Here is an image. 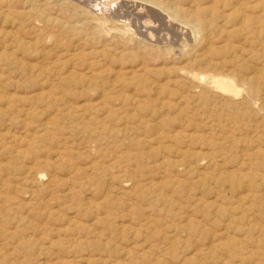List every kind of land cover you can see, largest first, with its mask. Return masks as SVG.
<instances>
[{
	"label": "rangeland",
	"instance_id": "374dc122",
	"mask_svg": "<svg viewBox=\"0 0 264 264\" xmlns=\"http://www.w3.org/2000/svg\"><path fill=\"white\" fill-rule=\"evenodd\" d=\"M135 1L0 0V264H264V0Z\"/></svg>",
	"mask_w": 264,
	"mask_h": 264
},
{
	"label": "bare ground",
	"instance_id": "6f19581e",
	"mask_svg": "<svg viewBox=\"0 0 264 264\" xmlns=\"http://www.w3.org/2000/svg\"><path fill=\"white\" fill-rule=\"evenodd\" d=\"M133 1H135V0H133ZM166 1V0H165ZM164 1V4L165 3H167V1L165 2ZM65 2V1H64ZM235 2H237V1H235ZM259 2V1H258ZM30 3V2H29ZM135 3H136V1H135ZM145 3V2H144ZM213 3V2H212ZM238 3H240V2H238ZM260 3V2H259ZM147 4V3H146ZM150 4V3H149ZM149 4H148V7H149ZM152 4V3H151ZM37 5V4H36ZM154 5L156 6V7H159L163 12H166L167 13V17H168V19L170 20V21H175V23H176V19H177V15H178V13L179 12H181L182 11V9L181 10H179V9H176V8H165L164 6H162V3L160 4L159 2H156V3H154ZM166 5V4H165ZM170 5V4H169ZM171 6V5H170ZM30 7V6H29ZM80 7V6H79ZM167 7V6H166ZM81 8V7H80ZM150 8V7H149ZM152 8V7H151ZM214 8V7H213ZM236 8V7H235ZM34 9H35V7H34ZM83 9V8H82ZM154 9V8H153ZM39 10V9H38ZM147 10H150V9H147ZM157 10V9H156ZM194 10V9H193ZM193 10H187L186 12L191 16V20H190V28H191V31H192V33H193V35L194 36H196V34H198L199 35V32H200V30L202 29L201 28V26H202V24H201V22L199 21V19H198V12H200V11H197V9H195L194 11ZM199 10V9H198ZM11 11V10H10ZM35 11H37V10H35ZM34 11V12H35ZM82 11H84V13L85 14H87L88 12L85 10V9H83ZM153 11V10H152ZM159 11V10H158ZM222 11V10H221ZM241 11V10H240ZM263 11V10H262ZM6 12V11H5ZM160 12V14H161V11H159ZM237 13V12H236ZM89 14V13H88ZM90 14H92V13H90ZM220 14V13H219ZM20 15V14H19ZM35 15H37V16H35ZM35 18L36 17H38V18H41V16H40V14L38 13V12H35ZM42 15V14H41ZM70 15V14H69ZM242 15V14H241ZM6 16V15H5ZM8 16V15H7ZM97 15H93L92 14V16H90V18L91 19H94L95 21H100V20H105L106 18H103V17H96ZM117 19V21L115 22H112L113 24H116V26L117 25H120L122 28H124L126 31H128V28H129V24L128 23H130V22H128V23H126L125 22V20H123V19H126L125 17H123V16H115ZM122 17V18H121ZM166 17V18H167ZM24 18V17H23ZM27 18V17H26ZM81 18V17H80ZM243 18H245V16L243 17ZM242 18V19H243ZM246 18H247V16H246ZM5 19H6V17H5ZM37 19V18H36ZM140 19V18H139ZM74 20V19H73ZM77 20H78V18H77ZM178 20V19H177ZM248 20H249V18H248ZM254 20V19H253ZM3 21V20H2ZM170 21L168 22V23H170ZM245 21L246 20H244V23H245ZM19 23V22H18ZM32 23V22H31ZM53 23H55V22H53ZM58 23V22H57ZM101 23V22H100ZM211 23V22H210ZM239 23H242L241 21L239 22ZM238 23V24H239ZM98 24V23H97ZM96 24V25H97ZM172 24V23H171ZM253 23H251V25H252ZM43 25V24H42ZM96 25H95V27H96ZM99 25V24H98ZM145 25V24H144ZM179 25V24H178ZM205 25V24H204ZM250 25V24H249ZM68 26V25H67ZM89 26V25H88ZM151 26V25H150ZM188 26V25H187ZM211 26V25H210ZM20 27V26H19ZM121 27H119V28H121ZM145 27H147V26H145ZM242 27V26H241ZM98 28V27H97ZM122 28H121V30H122ZM253 28H255L254 26H253ZM253 28H252V30H253ZM258 28V27H257ZM263 28V27H262ZM94 29V28H93ZM123 29V30H124ZM214 29V28H213ZM220 29V28H219ZM222 29V28H221ZM256 29V28H255ZM254 29V30H255ZM117 30H118V28H117ZM130 30V29H129ZM132 30V29H131ZM257 30H259V28L257 29ZM262 30V29H261ZM261 30H259V31H261ZM146 31H151V29H148V27H147V29H146ZM222 31V30H221ZM96 32H98V30L96 31ZM125 32V31H124ZM137 32V31H136ZM208 32V31H207ZM254 33L256 32V31H253ZM258 32V31H257ZM264 32V31H263ZM4 33V32H3ZM41 33V32H40ZM39 33V34H40ZM131 33V32H130ZM221 33V32H220ZM259 34L261 33V32H258ZM38 34V35H39ZM139 34V33H138ZM149 34V33H148ZM151 34V33H150ZM132 35H133V33H132ZM141 35H143V37H146V35L145 34H141ZM192 35V34H191ZM193 35H192V37H193ZM197 35V36H198ZM256 35V34H255ZM261 35H262V33H261ZM264 35V34H263ZM214 36V35H213ZM259 36V35H258ZM47 37V36H46ZM263 37V36H262ZM1 38H2V36H1ZM147 38V37H146ZM256 38H259V37H256ZM150 40V39H149ZM159 40V39H158ZM197 40V39H196ZM21 42V41H20ZM27 42V41H26ZM184 42V41H183ZM209 43V42H208ZM181 44V43H180ZM202 44V43H201ZM18 45H23V44H18ZM204 45V44H203ZM24 46V45H23ZM22 46V47H23ZM26 46V45H25ZM139 46H141L140 44H139ZM168 46V45H167ZM198 46V45H197ZM202 46V45H201ZM143 47V46H142ZM208 47V46H207ZM217 48V47H216ZM29 49V48H28ZM187 49V48H186ZM167 50L168 51H171V49L170 48H168L167 47ZM183 45L182 46H180V49H179V52L180 53H182L183 52ZM191 50V49H190ZM193 50V49H192ZM206 50V49H205ZM215 50V49H214ZM166 52V51H165ZM164 52V53H165ZM215 52V51H214ZM218 52V51H217ZM190 55V54H189ZM205 55V54H204ZM188 56V55H187ZM183 57V56H182ZM5 58V57H4ZM173 58V57H172ZM177 60V59H176ZM9 62H13L12 60H8ZM143 61V60H142ZM172 61V60H171ZM235 61V60H234ZM253 61V60H252ZM241 62V61H240ZM189 63V62H188ZM236 63V62H235ZM208 65H210V64H208ZM230 65H232V64H230ZM252 65V64H251ZM233 67H234V65H232ZM232 66H230V67H232ZM245 66V65H244ZM209 67V66H208ZM210 67L212 68L213 66H211L210 65ZM232 67V68H233ZM235 67H237V64H236V66ZM263 67V66H262ZM89 68V67H88ZM231 68V69H232ZM259 68V67H258ZM257 68V69H258ZM143 69V68H142ZM185 69V68H184ZM257 69H252L251 70V72H250V77H240L239 78V80H240V82H242L244 85H247L248 87H249V92H250V96H252V98L254 97H257L259 94H258V89L259 88H262V94L261 95H264V83H263V80H262V72H260L259 70H257ZM132 71V70H131ZM138 71H139V69H138ZM232 71V70H231ZM146 72H147V70L146 71H144V70H142V74L140 75H138V77L140 78V77H142V75L143 76H145L144 74H146ZM174 72H176V71H174ZM233 72V71H232ZM150 72H148V74H149ZM234 73V72H233ZM44 74V73H43ZM196 74V73H195ZM236 74V73H235ZM238 74V73H237ZM194 75V74H193ZM192 75V77H193V79L195 80H197V76L196 75H194L193 76ZM205 75V74H204ZM215 76V75H214ZM223 76V75H222ZM232 76H234V75H232ZM238 76V75H237ZM85 77V76H84ZM132 77V76H131ZM146 77V76H145ZM144 77V78H145ZM55 78V77H54ZM83 80H84V78H83ZM239 82V81H238ZM78 83H79V81H78ZM95 83V82H94ZM200 84V83H199ZM211 84H212V90H213V94L215 93V94H217L218 96H229V97H231L232 99H236V98H238L239 97V91L237 90V88L235 87V85H233V82H232V80L228 77V76H224V77H222V78H218V77H216V78H214L212 81H211ZM237 84H239V83H237ZM157 85V84H156ZM155 86V85H154ZM159 86V85H158ZM157 86V87H158ZM157 87H154L155 89L157 88ZM163 88V87H162ZM157 90H158V88H157ZM209 92V91H208ZM210 93V92H209ZM212 95V94H211ZM245 95V94H244ZM215 96V95H214ZM4 97V96H3ZM218 98V97H217ZM240 98V97H239ZM244 98V97H243ZM246 100V99H245ZM245 100H242L241 99V101H244V102H246ZM240 101V102H241ZM22 102V101H21ZM20 102V103H21ZM238 102V101H237ZM240 102H238V103H240ZM243 102V103H244ZM233 103H234V101H233ZM237 103V104H238ZM247 103V102H246ZM241 104H242V102H241ZM246 105H248V103L246 104ZM252 108V107H251ZM17 112H18V110H17ZM203 112H204V110H203ZM258 113V112H257ZM263 113V112H262ZM206 115V114H205ZM253 116V115H252ZM260 117V116H259ZM257 119V118H256ZM249 129H251V128H249ZM253 129V128H252ZM45 129L44 128H42L41 127V131H44ZM210 132H211V130H210ZM257 133V132H256ZM223 134V133H222ZM156 138V137H155ZM213 138V137H212ZM155 140V139H154ZM214 140V139H213ZM158 141V140H157ZM209 141V140H208ZM213 142V141H212ZM215 142V141H214ZM208 144H210L209 142H208ZM216 144V143H215ZM218 144V143H217ZM209 146V145H208ZM257 147V146H256ZM210 148H211V146H210ZM215 148H217V147H215ZM212 149V148H211ZM219 149V148H218ZM210 150V149H209ZM210 151H212L213 152V150H210ZM220 151V150H219ZM162 152V151H161ZM203 153H205V152H203ZM242 153H244V152H242ZM202 153H200V155H201ZM206 154V153H205ZM204 154V158L206 159V157L208 158V156H206ZM210 154H211V152H210ZM212 154H215V153H212ZM264 154V153H263ZM199 155V156H200ZM242 155V154H241ZM245 156V155H244ZM201 157H203V156H200V158ZM218 157L220 158L221 156H219L218 155ZM203 158V159H204ZM212 158V157H211ZM214 161V160H213ZM222 161V160H221ZM242 161V160H241ZM171 163V162H170ZM174 163V162H173ZM160 164V163H159ZM217 164H219L218 162H217ZM242 164V163H241ZM248 164V163H247ZM247 164H245V169L244 170H246V174H248V172L251 170H249V168L250 167H247ZM168 165H169V161H168ZM171 165H172V163H171ZM175 164H173V166H174ZM240 165V164H239ZM241 166V165H240ZM249 166H250V164H249ZM160 167V166H159ZM188 167V166H187ZM190 167V166H189ZM220 167V165L217 167V168H219ZM194 168H196V167H194ZM221 168H219V170H220ZM224 169V168H223ZM223 169H221V170H223ZM225 170H223V173H225L224 172ZM221 171H219V173H220ZM228 172V171H227ZM226 172V173H227ZM223 173H220V174H223ZM226 173H225V175H226ZM219 175V174H218ZM228 175V177H226V178H228V179H230V177H229V174H227ZM243 175H245V173H243ZM224 176V175H223ZM230 176H231V174H230ZM235 176H237V175H235ZM234 176V177H235ZM249 176H250V178L252 179V180H254V181H256L258 178H256V176H255V174L253 175V174H248L247 175V179L249 178ZM243 177H245V176H243ZM218 178V177H217ZM238 178V177H237ZM249 180V179H248ZM225 181V180H224ZM229 181V180H228ZM240 181V180H239ZM257 181H261L260 179H258ZM226 182V181H225ZM241 183V182H240ZM236 184H237V182H236ZM236 184L234 185V184H232L231 183V185H234L235 187H236ZM154 185V184H153ZM229 185V184H228ZM243 185V184H242ZM252 185V184H251ZM261 185V184H260ZM231 187V186H230ZM249 187V186H248ZM253 187H254V185H253ZM258 187V186H257ZM256 187V188H257ZM238 188V187H237ZM247 188V187H246ZM264 188V187H263ZM250 189V188H249ZM248 189V190H249ZM236 190V189H235ZM208 191V190H207ZM247 191V190H246ZM264 191V190H263ZM206 192V191H205ZM216 193V192H215ZM250 193V192H249ZM211 194V193H210ZM218 194V193H217ZM247 194V193H246ZM252 196V195H251ZM254 196V195H253ZM241 197V196H240ZM242 204V203H241ZM240 204V205H241ZM216 206V205H215ZM217 207V206H216ZM257 207V206H256ZM216 210H218V209H216Z\"/></svg>",
	"mask_w": 264,
	"mask_h": 264
}]
</instances>
